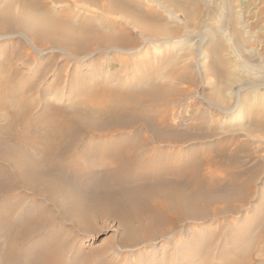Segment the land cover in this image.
<instances>
[{
    "label": "bare ground",
    "instance_id": "obj_1",
    "mask_svg": "<svg viewBox=\"0 0 264 264\" xmlns=\"http://www.w3.org/2000/svg\"><path fill=\"white\" fill-rule=\"evenodd\" d=\"M129 2L4 0L0 7V264H80V240L64 230L67 222L88 233L94 219L115 216L126 229L124 244L169 238L186 222L239 212L244 203L236 202L255 189L262 169L244 177L243 143L232 152L214 150L192 168H160L153 147L184 135L171 129L179 102L160 83L134 87L126 79L123 87L120 80L122 72L143 70L145 61L134 58L147 44L160 48L178 36L136 14ZM120 15L139 29L140 40L109 20ZM15 37L26 39L31 50H7L6 41ZM105 49L112 53L87 70L95 52ZM34 57L47 64L45 71L22 69ZM43 73L49 81L41 87ZM254 124L262 126V119ZM222 163L237 170L216 176ZM154 164L159 168L150 169ZM220 238H203L212 252L193 264L264 262L254 258L248 241L237 251L247 238L224 239L231 254L214 251Z\"/></svg>",
    "mask_w": 264,
    "mask_h": 264
},
{
    "label": "rangeland",
    "instance_id": "obj_2",
    "mask_svg": "<svg viewBox=\"0 0 264 264\" xmlns=\"http://www.w3.org/2000/svg\"><path fill=\"white\" fill-rule=\"evenodd\" d=\"M129 1V6L136 14L148 18L151 23L168 28L172 35L178 36L176 39L171 38L172 43L160 48L153 47V43L147 44L148 47L136 56L138 59L134 58L138 62L145 61L143 70L139 71L137 68L136 74H130L128 70L122 72L124 79L121 77L120 80L123 87L124 84L126 87L128 85L126 79H132L134 87L146 88L153 82L160 83L166 88L168 97L179 102L171 129L183 132L184 135L178 140L174 139L176 142L172 145L157 143L153 147L160 154V168L173 165L192 168L214 150L232 152L237 144L243 143L238 152L243 160L241 169H245L247 173L244 177L256 174V167L262 170L254 179L255 189L250 193L249 199L236 202L244 203L239 212L217 219L186 222L169 238L154 236L134 244H124L126 229L115 216L94 219L90 222L88 233L78 231L69 222L64 223V230L70 231L73 233L72 237L80 240L77 244V248L80 247L77 260L82 264H193L204 259L206 252H212V248L202 243L203 238L210 240L216 237H221L222 241L217 249L213 248L214 251L233 252L232 247L226 246L224 241L227 238L228 242H236L237 237L247 238L237 247V251L243 245L247 246L245 243L248 241V246L253 244L256 248L254 258L264 259V0ZM2 4L4 5V0L0 1V7ZM56 14L57 17L64 16L60 11ZM111 18L109 20L117 21V27L124 25L130 29L128 35L134 36L136 40L141 39L139 29L133 27L128 20L125 22L126 18ZM5 48L22 54L31 50L28 41L21 37L8 39ZM95 53L97 55L94 54V58L90 60L92 67L87 70L99 66L112 51L105 49ZM116 55H120V59L124 57L119 53ZM116 55L110 57L115 58ZM31 58L22 65L23 70L34 71L41 67L39 70L45 71L47 64L39 63H42V58ZM64 62L66 60L58 61V64ZM45 73L51 76L50 72ZM45 73L39 80L41 87L46 86L49 81ZM29 74L31 76V71L27 72L28 76ZM259 118L262 119V126L254 124ZM136 131L133 133L140 134ZM149 168L156 170L159 167L154 164ZM214 169L219 177L228 169V172L237 170L225 163Z\"/></svg>",
    "mask_w": 264,
    "mask_h": 264
}]
</instances>
